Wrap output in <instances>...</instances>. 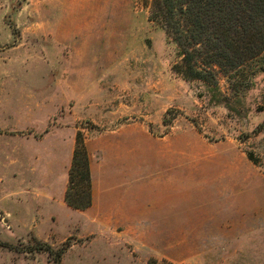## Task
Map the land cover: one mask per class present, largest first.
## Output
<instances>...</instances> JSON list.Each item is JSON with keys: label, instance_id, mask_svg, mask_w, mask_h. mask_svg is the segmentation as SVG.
<instances>
[{"label": "rangeland", "instance_id": "obj_1", "mask_svg": "<svg viewBox=\"0 0 264 264\" xmlns=\"http://www.w3.org/2000/svg\"><path fill=\"white\" fill-rule=\"evenodd\" d=\"M181 63L148 0H0V264H264V55L218 91ZM137 124L143 161H181L179 227L95 221L93 183L66 202L78 134Z\"/></svg>", "mask_w": 264, "mask_h": 264}, {"label": "trees", "instance_id": "obj_2", "mask_svg": "<svg viewBox=\"0 0 264 264\" xmlns=\"http://www.w3.org/2000/svg\"><path fill=\"white\" fill-rule=\"evenodd\" d=\"M148 1L150 21L159 24L180 49L182 63L177 69L188 80L203 81L218 91L219 72H238L264 55V0ZM247 156L259 166L253 153ZM66 202L76 210L88 209L92 203L90 157L81 134ZM0 246L13 248L2 241ZM40 249L50 252L48 247ZM61 256L58 252L55 260Z\"/></svg>", "mask_w": 264, "mask_h": 264}, {"label": "crops", "instance_id": "obj_3", "mask_svg": "<svg viewBox=\"0 0 264 264\" xmlns=\"http://www.w3.org/2000/svg\"><path fill=\"white\" fill-rule=\"evenodd\" d=\"M134 130H142V127L138 124L117 126L105 138L86 144L93 183V219L109 226L113 221L118 226L125 218L129 227H143V223L163 228L179 227L183 217L181 185L178 187V182L181 184V161H166L164 157H159L157 163L153 160L143 161L134 150L135 143L142 141L143 134L139 135ZM155 169L161 171L159 181L144 179L142 186L136 188L139 181L136 184L133 181L142 177L143 173L148 174ZM203 170L205 169H196ZM238 196L240 203L243 192L239 191ZM233 214L237 219H245V210L240 205L232 213L216 210L209 218L215 224L227 220ZM239 228L237 226L240 233ZM234 229L236 227L233 231Z\"/></svg>", "mask_w": 264, "mask_h": 264}]
</instances>
